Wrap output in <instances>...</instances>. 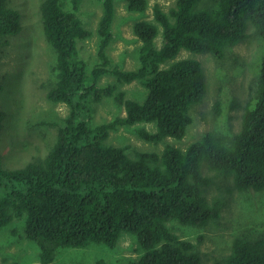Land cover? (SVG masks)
<instances>
[{"label": "trees", "instance_id": "1", "mask_svg": "<svg viewBox=\"0 0 264 264\" xmlns=\"http://www.w3.org/2000/svg\"><path fill=\"white\" fill-rule=\"evenodd\" d=\"M82 1H41L44 40L55 53L54 80L43 87L49 102L67 105L69 112L44 122L56 130L45 154L9 169L0 150V230L23 220L40 264H52L60 249L91 244L115 249L124 235L140 246V257L131 264H206L198 244L180 238L168 224L214 226L232 208L237 191L264 192V52L246 103L224 87L211 108L221 129L232 127L234 115L227 112L240 110V129L228 140L208 132L185 148L180 143L209 87L201 61L177 57L187 50L222 62L251 39L249 25L264 49V0H176L168 12L156 5L153 20L134 24L140 46L138 66L131 70L112 66L108 54L117 0H97L102 3L99 63L90 69L78 47L93 36L79 16ZM127 2L130 12L144 14L148 8V0ZM10 3L0 0V61L9 39L23 29L22 15ZM105 75L117 85L139 82L146 93L128 99L125 92L116 93V85L100 86ZM3 88L0 81V92ZM104 98L116 100L126 114L97 125L95 105ZM6 118L0 110V132ZM121 127H131L157 148L131 156L128 146L108 144L110 132ZM262 222L235 234L228 252L210 264H264Z\"/></svg>", "mask_w": 264, "mask_h": 264}, {"label": "rangeland", "instance_id": "2", "mask_svg": "<svg viewBox=\"0 0 264 264\" xmlns=\"http://www.w3.org/2000/svg\"><path fill=\"white\" fill-rule=\"evenodd\" d=\"M11 7L22 15V31L10 38L4 48V57L0 61V81L4 88L0 92V110L7 114L4 129L0 132V150L5 168H19L32 156L45 154L56 136V130L44 125L65 118L69 108L63 103H52L47 100L48 88L54 80L53 66L55 53L44 40L40 21L42 0H10ZM176 0H148L144 14L130 12L127 0H117L113 22L114 38L108 48L112 66L123 70L135 69L138 66L137 50L140 40L134 33L137 21L153 20L156 5L165 12L173 7ZM79 16L93 36L78 43L80 54L85 58L90 69L99 63L97 33L102 16V3L97 0H83ZM251 39L236 46L222 62L210 54L197 55L187 50L182 51L177 59L194 58L203 64L207 75L209 94L200 106L193 110L194 123L180 147L190 145L208 132L223 135L230 139L241 127V112L228 111L233 116L231 128L221 129V122L211 112V108L221 89L228 88V94L239 99L243 104L249 99L252 87L256 85L257 67L264 49L260 39L253 35L249 25ZM248 32V31H247ZM160 40L158 45H160ZM235 55L238 58H230ZM221 73V76H220ZM100 86L116 85V93L123 91L126 98L140 100L146 90L139 82L116 84L112 75H105ZM102 84V85H101ZM94 124L110 122L117 116H125V109L113 98H104L95 105ZM146 128L153 130L151 125ZM107 143L113 146H128V153L134 156L135 150L154 151L157 146L141 140L131 127H121L111 131ZM160 149V148H159ZM215 193L212 189L210 194ZM264 220V192L249 190L235 193L234 204L230 211L224 213L220 223L204 229L185 226L177 221L168 224L172 232L182 239L198 244L206 264L227 253L235 234L247 228L261 225ZM257 223H259L257 225ZM29 241L24 233V221L15 220L0 230V264H40L37 258V246ZM140 257V246L130 235H124L115 249L91 244L86 248L60 249L52 264H131Z\"/></svg>", "mask_w": 264, "mask_h": 264}]
</instances>
